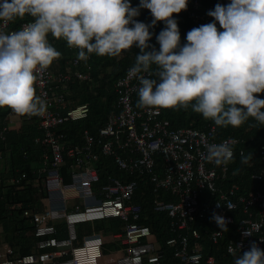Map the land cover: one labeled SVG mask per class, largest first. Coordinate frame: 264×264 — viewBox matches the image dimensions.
<instances>
[{
    "label": "built area",
    "instance_id": "1",
    "mask_svg": "<svg viewBox=\"0 0 264 264\" xmlns=\"http://www.w3.org/2000/svg\"><path fill=\"white\" fill-rule=\"evenodd\" d=\"M214 8L200 0H188L183 11L202 25L211 23L213 17L208 12ZM31 19L26 16L15 22L0 21V30H18ZM81 64L75 57L65 71L39 70L34 87L36 95L45 101V111L39 115L44 135L36 142L48 146L40 165V172L45 175V193L43 190L38 198L42 205L37 201L36 209L24 212L35 225L39 239L35 253L15 260L9 257L13 255L12 247L5 243L0 264H174L165 261L166 249H171L172 258L181 263L218 264L216 256L207 254V249L209 242L219 243L227 231L221 230L212 219L214 213L222 216L227 221L226 227L233 226L236 233L226 242L225 255L233 256L232 250L242 254L253 242L264 250V144L258 153L261 168L251 175L260 184L259 188L249 189L235 182L225 187L223 182L231 173L235 156L245 153L239 147V139H218L215 127L173 128L162 116L161 109L137 108L133 95L138 81L128 75L131 66L114 85L119 112L110 114L106 125L97 133L85 130L81 144H68L63 126L86 119L91 112L88 103L71 106L67 102V83L74 79H92L90 72L80 68ZM60 85L63 91L58 90ZM12 115L18 114L11 110ZM7 131L5 123L0 125V141L6 140ZM209 143L231 145L233 160L219 167L206 161L205 145ZM66 156L71 158L69 183L64 182L60 171L66 164ZM158 156L163 166L159 165ZM102 157H111L120 169L131 175H147L156 195L154 211L165 213L169 218L171 236L165 244L158 240L151 226L142 222L148 216L142 203L134 199L138 189L136 179L111 176L107 183L95 187L100 181L96 164ZM3 167L0 156V172ZM206 191L216 196L209 206L201 203ZM161 192H169L166 195L172 198L161 196ZM39 206H43L41 210ZM113 218L119 219L122 225L119 231H110V241L117 242L118 247L108 252L104 251L107 241L103 231L86 234L78 231L80 224ZM207 218L213 224L211 229L200 224ZM58 225L65 228L66 236H58ZM201 229L208 238L206 241L202 240ZM247 231L251 235H245Z\"/></svg>",
    "mask_w": 264,
    "mask_h": 264
},
{
    "label": "clouds",
    "instance_id": "2",
    "mask_svg": "<svg viewBox=\"0 0 264 264\" xmlns=\"http://www.w3.org/2000/svg\"><path fill=\"white\" fill-rule=\"evenodd\" d=\"M187 3L140 0L133 7L130 0H0V21L32 18L18 30H0V108L21 116L45 111L34 85L39 70L62 55L50 43L51 34L78 50V59L85 62L92 54L114 58L138 48L128 71L138 81L137 108H191L219 128L239 127L250 118L264 126V99L257 95L264 93V0L218 3L208 12L214 22L193 28L181 44L173 13L186 10ZM141 8L151 12V25L135 19ZM160 21L165 28L156 36L157 50L149 44L150 28ZM205 148L206 161L218 167L234 158L227 143ZM250 159L241 153V163ZM212 219L228 231L222 216L214 213ZM232 255L234 264H264V250L255 242Z\"/></svg>",
    "mask_w": 264,
    "mask_h": 264
},
{
    "label": "trees",
    "instance_id": "3",
    "mask_svg": "<svg viewBox=\"0 0 264 264\" xmlns=\"http://www.w3.org/2000/svg\"><path fill=\"white\" fill-rule=\"evenodd\" d=\"M205 5H213L219 3L227 5L231 0H200ZM133 7H138L140 0H130ZM173 18L177 20L178 28L181 37V44L186 43V35L193 28H198L201 24L194 22L183 10L180 13H173ZM145 24L151 25L152 15L148 9H140V14L135 18ZM23 20V19H20ZM214 22L213 20L211 23ZM165 28L164 22L160 21L154 27L150 28L152 38L149 44L159 50L156 36ZM218 30L220 28L217 22ZM50 43L61 52V57L55 59L48 67L53 72H60L67 69L71 62L77 57L76 49L69 48L66 41L56 39L49 34ZM151 50V49H149ZM139 49L133 46L132 49L125 50L118 57H100L92 54L87 62L81 61L80 68L90 72L91 80L74 79L67 83L66 92L67 102L74 106L80 103H88L91 112L86 119L66 123L64 131L67 133L65 142L72 144H81L85 130L92 133H97L98 129L106 125L109 115L113 112H119L118 97L115 91L116 81L124 75L128 67L132 66L135 61L136 53ZM60 91H63L62 85L59 86ZM259 98L264 99V93L257 94ZM135 105L137 104L138 94L133 95ZM162 116L170 121L173 128L192 127L200 130L210 129L215 127L216 137L218 139L236 137L239 139V147L245 149V156H251L248 163H241V154H237L231 166V173L224 180L223 185L229 187L232 183H239L243 187L259 188V183L251 179V175L259 171L261 161L259 158V149L264 144V126L258 125L253 119H249L239 127L219 128L214 125L211 120H205L201 114H196L191 111V108L184 110L178 109H161ZM264 111V109H262ZM11 109L0 108V121H4L8 127L6 132V140L0 141V156L4 162V167L0 172V252L1 247L7 243L13 249L11 259L21 258L36 252V244L38 237L35 235V225L30 219L25 216V210L35 208V203L38 201L41 204L39 195L43 193L44 183L43 172H40V165L43 162V154L48 150L47 145L36 142V139L42 135L39 128V115H23L22 123L19 128H11L10 121L6 120ZM3 126V122H0ZM71 158L66 156V164L60 168L61 174L65 183L72 180L69 164ZM160 166H163L161 156H158ZM100 174V181L95 185L98 187L107 183L111 176L121 177L124 180L136 179L138 189L134 199L141 202L144 208V213L148 219H143L142 222L152 227L158 240L165 244L171 234L169 232V218L165 213L154 211L153 202L156 195L153 191V184L148 179L147 175L139 176L131 175L125 170L120 169L110 157H102L96 164ZM25 174V177H23ZM12 178H16L12 181ZM45 193V190H44ZM169 192H161V196L171 199L166 195ZM42 196V195H41ZM40 196V198H41ZM216 196L209 191L203 193L201 203L204 206H209ZM42 205V204H41ZM43 206H39V210ZM36 209V208H35ZM209 218L201 220L200 224H206L211 229L213 224L209 222ZM203 221V222H202ZM96 230L103 231L108 234L109 231L117 232L122 225V222L117 219L102 220L96 222ZM59 226V237L66 236L65 228ZM90 227H88L89 229ZM214 228V227H213ZM233 226H229L226 236L223 237L217 244L209 242L207 254L216 256L218 264H234V256L225 255L226 242L236 235ZM201 231L202 240H207L204 229ZM205 240V241H206ZM105 252H108L105 250ZM165 261L174 264L181 263L178 259L172 258V250L166 249ZM204 264V263H203Z\"/></svg>",
    "mask_w": 264,
    "mask_h": 264
},
{
    "label": "crops",
    "instance_id": "4",
    "mask_svg": "<svg viewBox=\"0 0 264 264\" xmlns=\"http://www.w3.org/2000/svg\"><path fill=\"white\" fill-rule=\"evenodd\" d=\"M68 68V67H67ZM66 69L62 70V71H65ZM6 120H9L10 121V124L9 126L11 128H19L21 126V123H22V116L21 115H12L10 116V113L8 116L5 117ZM1 123L3 122V124L5 123L4 121H0ZM40 128V126H39ZM41 132H42V135L39 136V137H42L44 135V132L43 130L40 128ZM96 222L94 223H84V224H80L78 225V231L81 233V234H86V233H90V232H93V231H100V230H96L95 226H96ZM63 225V224H62ZM88 227H90L88 229ZM105 238H106V244L104 246V251L107 250H113L115 248L118 247V244L117 242H112L110 241V239L112 238L111 237V234H110V231L108 232V234L105 233Z\"/></svg>",
    "mask_w": 264,
    "mask_h": 264
}]
</instances>
